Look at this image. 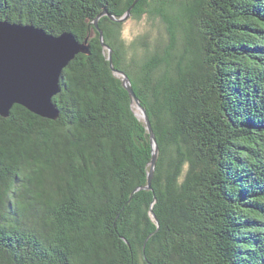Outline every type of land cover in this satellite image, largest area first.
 Wrapping results in <instances>:
<instances>
[{"label":"trees","instance_id":"obj_1","mask_svg":"<svg viewBox=\"0 0 264 264\" xmlns=\"http://www.w3.org/2000/svg\"><path fill=\"white\" fill-rule=\"evenodd\" d=\"M0 0L86 45L57 120L0 116V264H264V0ZM132 22L141 27L124 36Z\"/></svg>","mask_w":264,"mask_h":264},{"label":"water","instance_id":"obj_2","mask_svg":"<svg viewBox=\"0 0 264 264\" xmlns=\"http://www.w3.org/2000/svg\"><path fill=\"white\" fill-rule=\"evenodd\" d=\"M140 0H136L126 14L118 19L108 12L101 13L94 22L100 33L105 51H108L110 67L115 75L124 79L133 105L140 110L136 115L146 123L154 149L152 167L149 174V187L153 178L158 155V145L146 111L137 98L130 79L113 66V51L106 45L104 33L99 27L103 16L113 22L123 23L131 15ZM88 48L72 33L60 36L48 34L32 25L13 24L0 20V116L7 118L15 105L26 108L31 113L49 120L59 118V110L53 98L61 92L62 74L65 68Z\"/></svg>","mask_w":264,"mask_h":264},{"label":"rangeland","instance_id":"obj_3","mask_svg":"<svg viewBox=\"0 0 264 264\" xmlns=\"http://www.w3.org/2000/svg\"><path fill=\"white\" fill-rule=\"evenodd\" d=\"M141 27L129 22L125 25L124 27V36L126 37L127 40L133 39L136 35L139 34ZM135 111L138 112L139 114L141 113L140 110L134 105Z\"/></svg>","mask_w":264,"mask_h":264}]
</instances>
